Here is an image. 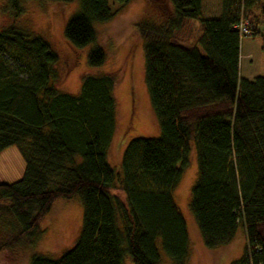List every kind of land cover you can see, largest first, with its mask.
<instances>
[{
	"label": "trees",
	"instance_id": "trees-1",
	"mask_svg": "<svg viewBox=\"0 0 264 264\" xmlns=\"http://www.w3.org/2000/svg\"><path fill=\"white\" fill-rule=\"evenodd\" d=\"M8 1L11 13L23 12L25 0ZM164 1L170 13L138 27L159 135L130 140L121 172L108 157L122 70L86 75L78 94H68L48 40L0 29V155L17 147L26 164L21 180L0 184V256L34 246L54 203L80 196L83 225L74 247L58 259L34 254L30 264H161L159 239L175 264H186L191 241L174 191L194 144L189 205L205 245H229L242 228L244 254L231 264H264V76H240L239 28L247 21L264 51V0H224L217 19L205 18V0ZM116 12L110 0H80L66 39L85 48L97 38L95 24ZM193 21L198 35L187 44L181 36ZM89 60L100 66L106 53L96 47Z\"/></svg>",
	"mask_w": 264,
	"mask_h": 264
},
{
	"label": "rangeland",
	"instance_id": "rangeland-1",
	"mask_svg": "<svg viewBox=\"0 0 264 264\" xmlns=\"http://www.w3.org/2000/svg\"><path fill=\"white\" fill-rule=\"evenodd\" d=\"M223 1L205 0V18H221ZM164 3V0H132L121 7L119 0H110L111 8L117 11L115 17L109 22L96 23V40L85 48H76L66 39L64 29L69 20L79 12L80 0H74L70 4L25 0L22 6L24 10L19 15L11 13L12 6L8 0H0V29L14 26L22 31L39 34L58 52L60 62L57 74L64 78L60 84L62 91L76 95L86 75L102 76L122 70V80L115 90L119 109L118 129L108 157L117 172H121L123 153L130 140L159 135L146 83L144 49L138 27L144 22H161L170 13ZM242 21L245 30L242 31L240 41V76L252 81L264 76L263 42L261 36L255 35L250 28L247 30L248 22ZM193 22L190 27L192 31L181 36L183 42L186 39L187 44L198 35L199 22ZM258 31L264 33V23ZM96 47L102 48L106 53V60L100 66L91 65L89 60L91 50ZM25 169V161L17 147L4 150L0 155V184H13L21 180ZM196 179L197 156L195 145L192 144L189 164L184 168L181 181L174 191L175 202L186 221L191 241V252L186 264H231L244 254V231L240 228L229 245L216 249H209L205 245L189 205L190 190ZM82 225L83 203L80 196L58 200L41 223L42 233L37 243L24 247L18 254L3 253L0 264H30L34 254L58 259L74 247ZM158 247L161 264H175L165 253L160 239ZM127 260L130 262V258Z\"/></svg>",
	"mask_w": 264,
	"mask_h": 264
},
{
	"label": "built area",
	"instance_id": "built-area-1",
	"mask_svg": "<svg viewBox=\"0 0 264 264\" xmlns=\"http://www.w3.org/2000/svg\"><path fill=\"white\" fill-rule=\"evenodd\" d=\"M242 25L239 26L241 34H242V31L245 30V26L243 27ZM247 30H248V28H247Z\"/></svg>",
	"mask_w": 264,
	"mask_h": 264
}]
</instances>
